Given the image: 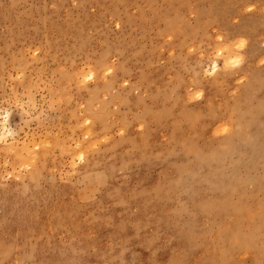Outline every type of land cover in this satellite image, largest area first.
I'll use <instances>...</instances> for the list:
<instances>
[{
  "label": "rangeland",
  "instance_id": "1",
  "mask_svg": "<svg viewBox=\"0 0 264 264\" xmlns=\"http://www.w3.org/2000/svg\"><path fill=\"white\" fill-rule=\"evenodd\" d=\"M178 1L0 0V264H264V0Z\"/></svg>",
  "mask_w": 264,
  "mask_h": 264
},
{
  "label": "bare ground",
  "instance_id": "2",
  "mask_svg": "<svg viewBox=\"0 0 264 264\" xmlns=\"http://www.w3.org/2000/svg\"><path fill=\"white\" fill-rule=\"evenodd\" d=\"M177 1H178V0H177ZM179 2H180V1H178V3H179ZM175 26H176V25H175ZM177 26H178V24H177ZM171 29H172V28H171ZM174 29H175V28H174ZM167 30H169V29H167ZM215 65H216V67H217V64H216V63H215ZM251 115H252V114H251ZM238 124H239V123H238ZM238 124H237V126H238ZM239 125H240V124H239ZM216 126H217V124H216ZM235 126H236V124H235ZM250 127H251V125H250ZM242 128H243V127H242ZM224 129H225V128H224ZM263 129H264V128H263ZM213 130H214V129H213ZM218 130H219V129H218ZM221 130H222V128H221ZM235 131H236V130H235ZM238 132H239V131H238ZM230 133H231V132H230ZM219 134H220V133H219ZM241 134H242V133H241ZM242 137H243V136H242ZM222 138H223V137H222ZM226 140H227V139H226ZM262 140H263V139H262ZM256 142H257V141H256ZM262 142H263V141H262ZM252 143H253V142H252ZM218 144H219V143H218ZM248 144H249V143H248ZM256 146H257V145H256ZM256 146H255V147H256ZM251 147H252V146H251ZM257 147H258V146H257ZM113 149H114V148H113ZM261 150H262V149H261ZM215 151H216V150H215ZM215 151H214V152H215ZM252 151H253V150H252ZM263 151H264V149H263ZM261 154H263V153H261ZM216 157L218 158V156H216ZM217 161H218V160H217ZM254 161L257 162L256 160H254ZM255 162H254V164L256 165ZM246 168H247V167H246ZM263 169H264V168H263ZM246 172H247V171H246ZM249 172H250V171H249ZM246 175H247V174H246ZM249 175H251V174L249 173ZM236 176H237V175H236ZM252 176H253V175H252ZM255 176H256V175H255ZM194 177H195V176H194ZM235 179H236V177H235ZM248 179H249V178H248ZM191 180H192V179H191ZM249 180H250V179H249ZM226 181H227V180H226ZM204 182H206V181H204ZM225 183H226V182H225ZM228 183H230V182L228 181ZM228 183H227V184H228ZM234 184H235V183H234ZM257 184H258V183H257ZM235 185H236V184H235ZM235 185H234V186H235ZM227 186H228V185H227ZM262 186L264 187V185H262ZM225 187H226V186H225ZM230 187H231V186H230ZM257 187H258V185H257ZM260 187H261V186H260ZM223 188H224V187H223ZM228 188H229V186H228ZM228 188H227V189H228ZM233 188H234V187H233ZM231 189H232V188H231ZM197 190H198V189H197ZM217 190H218V189H217ZM217 190H216V191H217ZM198 191H199V190H198ZM200 192H201V191H200ZM202 192H203V191H202ZM214 192H215V191H214ZM217 192H218V191H217ZM223 192H224V191H223ZM227 192H228V191H227ZM232 192H233V191H232ZM212 193H213V192H212ZM221 193H222V192H221ZM198 194H199V193H198ZM200 194H201V193H200ZM208 195H209V194H208ZM214 195H215V194H214ZM203 196H204V195H203ZM203 196H202V198H203ZM218 196H219V195H218ZM224 196H225V195H224ZM204 197H205V196H204ZM216 197H217V196H216ZM227 197H229V196H227ZM212 198H213V197H212ZM221 198H222V197H221ZM225 198H226V197H225ZM253 198H255V197H253ZM203 199H204V198H203ZM203 199H202V201L205 202V200H203ZM208 199H209V198H208ZM215 200H216V198H215ZM210 201H211V200H210ZM250 201H251V200H250ZM252 201H253V200H252ZM254 201H255V200H254ZM211 202H212V201H211ZM214 202H215V201H213V203H214ZM223 202H224V201H223ZM223 202H222V203H223ZM228 202H229V200H228ZM228 202H227V204H224V205H226L227 207H229L228 204H230V203H228ZM239 202H240V201H239ZM239 202H238V203H239ZM206 203H207V202H206ZM206 203H205V204H206ZM209 203H210V202H209ZM209 203H208V204H209ZM213 203H212V204H213ZM251 203H252V202H251ZM201 204H202V203H201ZM208 204H207V205H208ZM212 204H209V205H212ZM215 204H216V203H215ZM215 204H213V205H215ZM217 204H218V203H217ZM231 204H232V203H231ZM243 204H244V203H243ZM257 204H258V203H256V205H257ZM193 205H194V204H193ZM249 205L251 206L250 203H249ZM198 206H199V204H198ZM237 206H238V204H237ZM237 206H236V207H237ZM239 206H240V205H239ZM239 206H238V207H239ZM250 206H249V207H250ZM252 206H254V205H252ZM194 207H195V206H194ZM200 207H201V206H200ZM200 207H199V208H200ZM202 207H203V205H202ZM207 207H208V206H207ZM213 207H214V206H213ZM222 207H223V206H222ZM236 207H235V208H236ZM238 207H237V208H238ZM247 207H248V206H247ZM256 207H257V206H256ZM204 208H206V205H205ZM235 208H234V209H235ZM237 208H236V209H237ZM245 208H246V206H245ZM250 208H251V207H250ZM253 208H254V207H253ZM253 208H252V209H253ZM212 209H213V208H212ZM236 209H235V210H236ZM242 209H243V207H242ZM256 209H257V208H256ZM205 210H206V209H204V211H205ZM209 210H210V209H209ZM218 210L220 211V209H218ZM235 210H234V211H235ZM238 210H239V208H238ZM254 210H255V209H254ZM232 212H233V211H232ZM203 213H206V212H203ZM225 213H227V212L225 211ZM238 213H239V211L237 212V214H238ZM245 213H246V212H245ZM206 214H208V213H206ZM222 214H223V213H222ZM227 214H228V213H227ZM212 215H213V214H212ZM238 215H239V214H238ZM240 215H241V213H240ZM217 217H218V216H217ZM239 217H240V216H239ZM257 217H258V216H257ZM234 218H235V217H234ZM240 218H242V217H240ZM242 219H243V218H242ZM190 220H191V219H190ZM188 221H189V220H187V223H188ZM236 221H237V220H236ZM248 221H249V220H248ZM248 221H247V222H248ZM215 222H216V221H215ZM237 223H239V222L237 221ZM185 224H186V223H185ZM188 224H189V223H188ZM253 226H254V225H253ZM216 227H217V226H216ZM241 227H242V226H241ZM241 227H240V228H241ZM238 228H239V227H238ZM258 228H259V227H258ZM217 229H218V227H217ZM226 229H227V228H226ZM226 229H225V230H226ZM198 230H199V229H198ZM212 230H213V229H212ZM225 230H224V232H225ZM258 230H259V229H258ZM228 231H229V230H228ZM236 231H237V230H236ZM254 231L256 232L255 229H254ZM254 231H253V232H254ZM231 232H232V231H231ZM255 232H254V234H255ZM219 233H220V232H219ZM238 233H239V232H238ZM249 234H250V232H249ZM252 234H253V233H252ZM226 235H227V234H226ZM238 236H239V235H238ZM228 237H229V236H228ZM241 237H242V236H241ZM241 237H240V239H241ZM251 240H252V239H251ZM221 242H222V241H221ZM241 242H242V241H241ZM239 243H240V242H239ZM252 243H253V242H252ZM178 244H179V243H178ZM241 244H242V243H241ZM221 245H222V244H221ZM239 245H240V244H239ZM175 246H176V245H175ZM231 247H232V246H231ZM211 248H212V247H211ZM233 249H234V247H233ZM263 249H264V248H263ZM218 250H219V249H218ZM234 251H235V250H234ZM235 252H236V251H235ZM235 252H234V253H235ZM234 253H233V254H234ZM263 254H264V253H263ZM210 256H211V254L209 255V258H210ZM231 258H232V257H231ZM225 261H226V260H225ZM235 262H236V261H235ZM233 264H234V263H233ZM235 264H236V263H235Z\"/></svg>",
  "mask_w": 264,
  "mask_h": 264
}]
</instances>
